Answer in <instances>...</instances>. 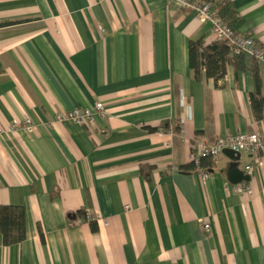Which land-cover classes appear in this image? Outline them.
<instances>
[{
	"label": "crops",
	"instance_id": "obj_1",
	"mask_svg": "<svg viewBox=\"0 0 264 264\" xmlns=\"http://www.w3.org/2000/svg\"><path fill=\"white\" fill-rule=\"evenodd\" d=\"M230 1L264 47V0ZM6 22L21 23L0 28V206L24 209L26 238H0V264H264V160L247 196L223 184L258 157L181 171L205 141L264 135L253 60L218 87L196 80L188 44L213 43L210 25L168 0H0ZM98 103L88 125L56 122ZM79 211L96 230L70 225Z\"/></svg>",
	"mask_w": 264,
	"mask_h": 264
},
{
	"label": "built area",
	"instance_id": "obj_2",
	"mask_svg": "<svg viewBox=\"0 0 264 264\" xmlns=\"http://www.w3.org/2000/svg\"><path fill=\"white\" fill-rule=\"evenodd\" d=\"M170 2H175L179 4L184 9L195 10L203 22L210 25V32L214 42L223 43L229 49L230 53L234 55H244L254 63L259 66L264 71V47L257 44V42L251 38L237 37L229 29V27L224 24L216 15V12L210 9L209 5L193 3L189 0H168ZM104 113L103 106L98 103L94 110H73L65 114H57L56 122L62 124H74L78 126L88 125L94 120L102 116ZM261 121L264 122V113L262 115ZM17 125H14L10 130H14ZM22 128L25 131H30L32 128V122L26 119L22 123ZM225 150H230L237 154H244L258 157V161L251 166L245 168L246 175H250L254 167L261 166L262 160H264V135L259 133H244V134H234L223 138H216L212 142L205 141L202 144L198 154L190 155L189 163L193 164L195 168L199 169L201 162L203 160H217L223 155ZM203 178L207 180L209 175L203 173ZM223 190L226 194L232 196H247L251 194V188L248 183H240L233 185L230 182H224ZM88 222H98L99 218L91 216L86 213ZM82 221L78 219L75 222H71L70 225L80 224ZM201 229L206 233H211V226L208 223L200 222Z\"/></svg>",
	"mask_w": 264,
	"mask_h": 264
},
{
	"label": "trees",
	"instance_id": "obj_3",
	"mask_svg": "<svg viewBox=\"0 0 264 264\" xmlns=\"http://www.w3.org/2000/svg\"><path fill=\"white\" fill-rule=\"evenodd\" d=\"M193 3L206 4L210 9L216 12L217 17L226 24L229 29L237 37L248 38V35L241 34L243 27V20L238 15L230 0H189ZM21 22H6L0 24V28L11 27L20 24ZM244 55H234L230 53V49L223 43L213 42L205 45L203 40L191 41L188 44V59L189 67L194 73L196 80H199L201 75L207 79H212L215 87L219 83L224 82L227 67L232 66L235 71L243 72L245 70ZM253 74V92L249 94V101L255 117L260 119L264 108V96L262 94L261 80L258 74V67L255 65ZM168 124L164 123L159 128L150 129V131L157 132L159 130L166 131ZM180 128H176L179 132ZM203 160L199 169L195 168L193 164L181 168L183 172L200 171L206 165ZM80 219L82 222L87 221L86 213L79 211L72 215L69 220L74 221ZM90 225L96 230V223L90 222ZM0 238L2 245L11 247L21 244L26 238L25 229V211L21 207L0 206Z\"/></svg>",
	"mask_w": 264,
	"mask_h": 264
},
{
	"label": "water",
	"instance_id": "obj_4",
	"mask_svg": "<svg viewBox=\"0 0 264 264\" xmlns=\"http://www.w3.org/2000/svg\"><path fill=\"white\" fill-rule=\"evenodd\" d=\"M223 155L231 160L234 164L240 160V154L234 153L230 150H225ZM228 181L231 184L236 185L242 182H249L250 177L244 175V173L238 170L235 165H232L228 171Z\"/></svg>",
	"mask_w": 264,
	"mask_h": 264
}]
</instances>
